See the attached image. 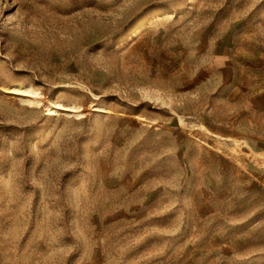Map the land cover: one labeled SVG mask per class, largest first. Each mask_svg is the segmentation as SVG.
<instances>
[{"label":"rangeland","instance_id":"374dc122","mask_svg":"<svg viewBox=\"0 0 264 264\" xmlns=\"http://www.w3.org/2000/svg\"><path fill=\"white\" fill-rule=\"evenodd\" d=\"M13 83L0 264H264V0H0Z\"/></svg>","mask_w":264,"mask_h":264},{"label":"bare ground","instance_id":"6f19581e","mask_svg":"<svg viewBox=\"0 0 264 264\" xmlns=\"http://www.w3.org/2000/svg\"><path fill=\"white\" fill-rule=\"evenodd\" d=\"M0 88L5 92L22 94L26 96L23 99L26 103L30 104L31 106H45L49 113H57L59 110L69 109L71 112H75L78 116L83 114L82 108L80 106L71 105L66 107L60 102H52L47 100L45 95L32 85L24 87L19 83H13L11 85H1Z\"/></svg>","mask_w":264,"mask_h":264}]
</instances>
